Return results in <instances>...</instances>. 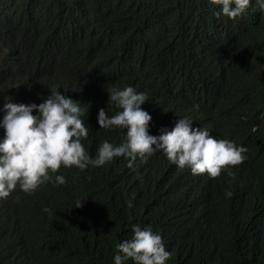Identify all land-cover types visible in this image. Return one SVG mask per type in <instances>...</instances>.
<instances>
[{
	"label": "trees",
	"instance_id": "1",
	"mask_svg": "<svg viewBox=\"0 0 264 264\" xmlns=\"http://www.w3.org/2000/svg\"><path fill=\"white\" fill-rule=\"evenodd\" d=\"M251 8L230 19L214 16L219 5L209 0H0L1 38L33 21L61 38L66 56L92 53L104 71L120 70L123 85L146 94L150 134L188 116L247 149L217 177L157 150L131 164L121 155L83 171L61 166L52 176L63 184L31 193L17 186L0 199V264H113L133 224L160 233L171 252L165 264H264V13ZM88 110L81 142L94 156L125 133L99 128L98 108Z\"/></svg>",
	"mask_w": 264,
	"mask_h": 264
},
{
	"label": "clouds",
	"instance_id": "2",
	"mask_svg": "<svg viewBox=\"0 0 264 264\" xmlns=\"http://www.w3.org/2000/svg\"><path fill=\"white\" fill-rule=\"evenodd\" d=\"M219 5L213 15L230 19L252 11L264 13V0H209ZM120 70L104 71L95 54L69 57L64 54L61 38L52 31L26 22L13 38L0 37V199L19 187L31 193L45 182L63 184L56 174L63 166L80 171L102 166L114 157L147 158L162 151L178 168L188 167L192 174L217 177L228 166L247 159L246 147L229 139H217L206 127H194L188 116H181L172 128L159 135L148 132L150 114L140 105L146 94L123 85ZM56 84L72 94L58 90ZM123 85V86H122ZM78 95L81 103L70 95ZM115 104L108 116L104 107ZM196 107V106H194ZM98 108L99 128L124 130V139L113 144L102 141L90 156L82 144L88 136L84 113ZM224 195L231 197V190ZM76 207L81 206V199ZM132 236L115 244L113 264H165L171 256L159 232L150 225L131 226Z\"/></svg>",
	"mask_w": 264,
	"mask_h": 264
}]
</instances>
